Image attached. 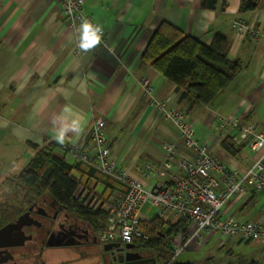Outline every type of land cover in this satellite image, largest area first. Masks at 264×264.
<instances>
[{
	"label": "crops",
	"instance_id": "0c3cea01",
	"mask_svg": "<svg viewBox=\"0 0 264 264\" xmlns=\"http://www.w3.org/2000/svg\"><path fill=\"white\" fill-rule=\"evenodd\" d=\"M252 2L254 9H246L242 0H217L215 7L203 6L202 0H86L85 12L106 29V37L95 49L76 53L81 25L64 21L60 0H0V178L8 173L18 175L35 155L33 145L42 147L48 141L57 144L58 156L75 161L64 146L87 140L98 118L106 121L108 143L121 167L150 185L158 179L145 178L143 171L147 163L163 160L165 142H176L181 155L194 156L195 149L187 146L176 122L164 118L151 105L141 86V80L149 78L156 97L169 98V109L187 112L189 102L180 98L175 84L142 61L163 21L206 44L216 32L229 37V55L242 61V71L212 106L193 107L187 119L196 127L197 137L208 143L210 153L223 164L250 167L258 153L245 139L235 142L239 131L224 119L264 126V0ZM238 19L260 33H235L233 24ZM65 108L83 115L86 124L81 136L60 145L54 136ZM203 108L219 114L228 133L208 138L209 125L193 116ZM228 136L237 147L235 153L222 145ZM85 146L89 147L88 141ZM18 166L21 170L15 173L13 169ZM83 166L85 172L81 173L93 187L103 191L110 188L101 178L104 173L93 171L84 162ZM146 206L145 211L149 209ZM224 212L264 224V193L251 190L238 195L224 206ZM166 219L177 220V216L169 211ZM194 234L189 240L200 242ZM213 235L205 233L202 240L208 241ZM241 241L221 238L215 248H228L233 254ZM245 242L248 247L234 264H264V243L258 239Z\"/></svg>",
	"mask_w": 264,
	"mask_h": 264
},
{
	"label": "built area",
	"instance_id": "2783aa9c",
	"mask_svg": "<svg viewBox=\"0 0 264 264\" xmlns=\"http://www.w3.org/2000/svg\"><path fill=\"white\" fill-rule=\"evenodd\" d=\"M61 16L69 25H81L87 19L100 24L85 12L86 0H60ZM101 25V24H100ZM235 33L251 32L255 36L260 32L254 26H248L242 20H235ZM103 39L106 29L103 27ZM79 44V43H78ZM75 47L76 53L83 51ZM141 86L150 97V103L164 118L173 119L179 126L181 136L190 148L195 149L194 156L181 155L178 144L165 142L163 160L149 162L143 171L145 178L158 180L149 183L134 178L121 167L117 157L112 154L106 136V121L95 119L87 140L76 145L64 146L74 158L94 165L100 172L120 181L124 189L107 191L93 187L84 176L73 172L78 182L75 197L95 211L106 216L105 227L97 233L98 240L132 243L136 238L146 236L143 223L150 220V209L156 207L157 216L167 218L173 211L177 219L195 224V238L202 240L204 234H221L225 240L239 237L242 240H260L264 243V224L248 219H239L224 212V206L234 197L248 191L264 193V126L255 123L242 124L238 119H227L229 125L238 129L239 138L245 139L249 148L258 153L253 164L246 168H230L210 153L208 143L197 137L196 127L189 123L188 113L168 108V100L155 95V85L149 78L141 80ZM89 142V147L85 146ZM236 142V141H235ZM149 205L148 210L144 207ZM177 252L181 248L176 249Z\"/></svg>",
	"mask_w": 264,
	"mask_h": 264
},
{
	"label": "trees",
	"instance_id": "16d2710c",
	"mask_svg": "<svg viewBox=\"0 0 264 264\" xmlns=\"http://www.w3.org/2000/svg\"><path fill=\"white\" fill-rule=\"evenodd\" d=\"M217 0H202L205 7H215ZM246 9H254L252 0H242ZM230 39L216 32L210 44L186 34L177 26L163 21L154 31L142 56V61L175 84L180 98L189 102L187 112L197 105L212 106L231 86L243 68L240 59H232ZM223 147L235 153L232 137L222 141ZM36 153L27 166L13 178L16 194L22 199L10 204L0 216V226L25 210L24 203L49 196L77 219L84 222L95 234L105 227L106 216L76 198L78 182L72 173L82 176L83 161L68 162L55 153L57 144L46 142L42 147L33 145ZM93 171L98 169L87 164ZM99 171V170H98ZM107 187L124 189V185L109 175L101 177ZM189 223L184 219L168 220L154 216L143 223L146 236L136 238L135 249L156 257V264H193L176 261V246L185 245L190 239ZM250 264H259L250 262Z\"/></svg>",
	"mask_w": 264,
	"mask_h": 264
},
{
	"label": "flooded vegetation",
	"instance_id": "af4514ba",
	"mask_svg": "<svg viewBox=\"0 0 264 264\" xmlns=\"http://www.w3.org/2000/svg\"><path fill=\"white\" fill-rule=\"evenodd\" d=\"M27 211L30 216L25 218L23 230L31 238L22 246L0 248V264H120L124 259L118 250H105L97 234L49 196L27 203L23 212L2 226ZM51 235L62 245L47 247ZM30 243L33 245L29 246ZM140 252L146 257L150 255Z\"/></svg>",
	"mask_w": 264,
	"mask_h": 264
},
{
	"label": "rangeland",
	"instance_id": "374dc122",
	"mask_svg": "<svg viewBox=\"0 0 264 264\" xmlns=\"http://www.w3.org/2000/svg\"><path fill=\"white\" fill-rule=\"evenodd\" d=\"M198 115V119H201L206 122L208 126L207 128V136L210 138L213 136V134H221V133H228V128L223 125V119L219 117V114L210 113L207 109L203 108L200 113H197L196 111L193 112V116ZM192 118V117H191ZM193 119V118H192ZM226 122L227 120L224 119ZM228 123V122H227ZM23 163V162H20ZM18 165V164H17ZM25 167V166H24ZM21 170V168L16 167L13 169L15 173H18V171ZM12 171V172H13ZM17 174H11L8 173L7 177H1L0 178V216L5 208H7L10 204L16 203L19 201L21 196L17 195L15 184L13 182V178H15ZM27 203H24V206H26ZM226 206V205H225ZM148 208V206H146ZM159 213L158 209L156 207H153L151 209V212L149 213V217H154ZM168 217V214L167 216ZM189 231L191 236L193 235L195 231V224L190 223ZM207 233V232H206ZM207 235V234H206ZM206 238V237H205ZM223 239V236L219 233L214 234L211 239L207 241L206 240H199L200 242L193 240H188V244L181 245L178 244L176 246L177 248H181L180 252L176 251V254L174 257H176L177 262L181 263H193V264H234L237 260L236 257H238L239 254H242L243 250L248 247L246 240H243L239 242L232 251H234L233 254H229L228 248H225L224 250L216 249L215 245L216 242L219 239ZM240 239L239 237H234V239ZM242 240V239H241ZM33 243H30L29 246H32ZM209 258H214L215 261L209 263Z\"/></svg>",
	"mask_w": 264,
	"mask_h": 264
},
{
	"label": "water",
	"instance_id": "95a60500",
	"mask_svg": "<svg viewBox=\"0 0 264 264\" xmlns=\"http://www.w3.org/2000/svg\"><path fill=\"white\" fill-rule=\"evenodd\" d=\"M27 216H30V212L27 211L21 214L16 221L9 222L0 228V248L9 246H22L30 235H26L23 230L24 220ZM54 237L51 235L46 243L47 247H55L62 245V242L54 241ZM105 250L116 251L124 255V259L120 264H156V257L149 255L146 257L142 252L134 250L135 245L133 243L123 244L121 242L105 243ZM9 264V263H8ZM10 264H20L18 262H12Z\"/></svg>",
	"mask_w": 264,
	"mask_h": 264
},
{
	"label": "clouds",
	"instance_id": "9594fccd",
	"mask_svg": "<svg viewBox=\"0 0 264 264\" xmlns=\"http://www.w3.org/2000/svg\"><path fill=\"white\" fill-rule=\"evenodd\" d=\"M104 29L100 24H93L85 19L80 27L78 47L83 52H88L100 46L103 39ZM55 123V122H54ZM86 124L85 117L74 112L70 108L63 110L62 119L57 126L54 136L55 141L60 145L73 142V138L82 135Z\"/></svg>",
	"mask_w": 264,
	"mask_h": 264
}]
</instances>
